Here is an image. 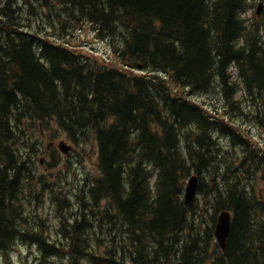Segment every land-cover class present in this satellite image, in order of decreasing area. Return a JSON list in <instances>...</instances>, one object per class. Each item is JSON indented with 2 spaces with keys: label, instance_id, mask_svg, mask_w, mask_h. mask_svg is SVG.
<instances>
[{
  "label": "trees",
  "instance_id": "1",
  "mask_svg": "<svg viewBox=\"0 0 264 264\" xmlns=\"http://www.w3.org/2000/svg\"><path fill=\"white\" fill-rule=\"evenodd\" d=\"M259 1L0 0V255L27 246L37 264H264ZM91 33L109 56L83 45ZM55 129L98 154L73 207L34 170ZM193 174L201 207L185 202ZM46 202L54 231L37 212ZM225 210L223 251L209 226Z\"/></svg>",
  "mask_w": 264,
  "mask_h": 264
},
{
  "label": "rangeland",
  "instance_id": "2",
  "mask_svg": "<svg viewBox=\"0 0 264 264\" xmlns=\"http://www.w3.org/2000/svg\"><path fill=\"white\" fill-rule=\"evenodd\" d=\"M260 3L262 2L259 1L257 3L256 7L253 9V13H256ZM249 15L251 16L252 12H250ZM84 34L85 33H82L81 36ZM82 42H84L83 45L87 46L86 48H94L102 55L109 56L106 44L94 40L92 33L88 36H83ZM217 104H219L220 107L223 105L218 100ZM238 123L237 126L240 125L241 130L245 132L244 134L247 135V137L262 142L263 134L259 131L260 129L254 126L255 124L251 120L238 118ZM41 137L43 140L39 152L35 156L36 165L34 170L37 174L43 175L51 181L52 187L55 189H63L71 202L70 207H73L78 204V198L83 193L82 190L87 188L98 175V154L96 149L94 146H90L89 151L84 153L81 148L71 143L67 139V136L58 129L54 131L46 130L42 133ZM221 142L227 145L229 151L234 152L235 158L239 157V148L235 149L226 138H222ZM62 143H66L73 148H71L67 154H64L60 149ZM207 178L208 175L206 174L205 179L207 180ZM204 199V195L198 192L195 201L200 207L203 206L202 203ZM37 212L45 218L49 229L54 231L57 219L52 203L46 202V204L41 205ZM216 224L217 221L209 226V228L212 227L213 232H215ZM36 258L37 253L33 248L18 246L11 252L8 259L0 255V264H8L7 260L10 261V264H37L38 260ZM178 261V259H175L169 264H177Z\"/></svg>",
  "mask_w": 264,
  "mask_h": 264
},
{
  "label": "water",
  "instance_id": "3",
  "mask_svg": "<svg viewBox=\"0 0 264 264\" xmlns=\"http://www.w3.org/2000/svg\"><path fill=\"white\" fill-rule=\"evenodd\" d=\"M264 10V3H260L257 9V15L261 16ZM60 149L63 153L67 154L71 146L67 145L66 143H62L60 145ZM199 187V177L194 175L190 177L186 185L185 191V202L186 204H190L196 197ZM232 218L233 215L230 211L225 210L220 213L217 219V224L215 228V237L217 239L218 245L222 250H226L227 241L230 237L232 231ZM177 264H185L184 262H179Z\"/></svg>",
  "mask_w": 264,
  "mask_h": 264
},
{
  "label": "bare ground",
  "instance_id": "4",
  "mask_svg": "<svg viewBox=\"0 0 264 264\" xmlns=\"http://www.w3.org/2000/svg\"><path fill=\"white\" fill-rule=\"evenodd\" d=\"M198 192H199V187H198ZM198 192H197V194H198ZM196 197H197V195H196ZM196 197H195V198H196ZM194 201H195V199H194L192 202H194ZM192 202H191V203H192ZM191 203H190V204H191ZM190 204H188V205H190ZM232 222H233V218H232Z\"/></svg>",
  "mask_w": 264,
  "mask_h": 264
}]
</instances>
